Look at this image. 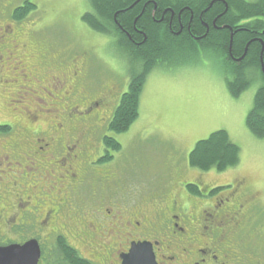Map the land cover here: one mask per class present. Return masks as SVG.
Returning a JSON list of instances; mask_svg holds the SVG:
<instances>
[{
  "label": "rangeland",
  "instance_id": "obj_1",
  "mask_svg": "<svg viewBox=\"0 0 264 264\" xmlns=\"http://www.w3.org/2000/svg\"><path fill=\"white\" fill-rule=\"evenodd\" d=\"M24 1L27 0H0V38L13 34L9 41L2 38L6 44L2 54L9 53L16 59L14 63L0 56V66L4 65L0 68V89L5 87V91L11 93L7 96L1 89L0 126H15L16 122L23 125L29 118L35 121L27 124L29 129H41L45 138L53 134L55 124L75 119L76 116L67 117L69 113L81 111L84 103L94 101L106 87L117 84L119 90L117 96L111 98L113 103L105 106L107 101H104L99 109L101 114L104 110L110 111V116L103 117L105 122L92 134V138H89L91 134L85 138L90 146L92 143L98 148L99 130L104 129L128 87L126 57L114 38L92 31L81 21L82 15L89 11L88 0H31L28 2L36 6L35 10L24 19L14 21L13 11ZM37 58L48 66L50 75H37L33 66ZM218 58L212 51L198 50L195 58L154 68L143 87L137 120L125 134L115 137L121 146L120 151L112 153L114 162L98 168L95 176L115 181L101 186V192L105 190L101 197L115 193L119 205L117 207L112 202V209L121 212L127 209L125 205L132 194L137 196L135 202H138L139 197L152 195L159 187L170 186L173 189L178 183V170L188 181L198 179L205 184H217V187L242 182L247 187L248 196L256 198L259 203L252 227L248 229L249 232L256 231L248 245L249 251L259 255L261 249L264 255V138L252 136L245 125L260 84L255 80L238 98H232L225 85L224 76L227 74H224ZM18 60L26 65L23 72L26 78L20 72ZM73 65L79 73L77 81H73ZM67 95L69 99L65 100ZM218 130L225 131L230 141L239 147V164L224 172L191 168L188 155L195 143ZM77 134L78 131L70 133V139L71 136L75 139ZM14 139L12 133L0 136V184L4 185L0 186V193L6 198L4 202L11 205V211H15L19 209L15 195L21 196L25 192L23 196H32L33 191L31 202H38L36 197H39L45 200L43 208H46L60 195L57 193L56 175L45 163L53 154L51 151L34 154V159L15 163L17 161L10 156L13 150L7 148ZM6 154H10V158L6 159ZM5 188L7 195L2 194ZM85 191V195L84 190L81 191L84 197L90 188ZM95 205L93 202L88 204L86 211L89 216L85 219L92 225L91 231H101L102 224L95 213L88 210ZM0 207H3L2 203ZM16 229L17 232L2 230L0 243L18 240L21 235L33 236L32 232H37L24 228L19 233ZM107 229L112 228L109 226ZM113 230L120 231L119 227ZM73 233L71 230L65 232L75 238ZM40 235L44 237L45 233ZM67 238L80 249V239ZM86 246L81 247L83 253Z\"/></svg>",
  "mask_w": 264,
  "mask_h": 264
},
{
  "label": "flooded vegetation",
  "instance_id": "obj_2",
  "mask_svg": "<svg viewBox=\"0 0 264 264\" xmlns=\"http://www.w3.org/2000/svg\"><path fill=\"white\" fill-rule=\"evenodd\" d=\"M12 36L5 34L0 38V42H3L0 45V56L16 63L11 54H2L5 41L12 39ZM17 64L26 78L27 75L23 73L26 65L21 60ZM33 66L37 75H50L48 66L38 58L33 61ZM72 68V75L75 76L73 81H77L79 73L75 65ZM117 89V84L106 87L95 98V102H86L81 111L68 114L67 117L76 116L75 119L55 124L53 134L45 138L42 137L41 129H29L27 124L35 123L32 119L26 118L23 125L18 122L15 126L7 125L15 139L7 146L13 152L11 155L6 154L5 158L11 156L17 161L15 163H20L22 159H34V154L51 151L53 155L45 163L49 171L56 175L57 193L60 195L43 208L45 200L36 197L39 201L33 204L31 197L35 192L32 191V196H23L24 192L21 196L15 195L19 209L11 211V205L4 202L6 198L0 193V203L3 205L0 207V232H17L16 228L19 233L24 228L37 231L36 234L32 232L33 236L21 235L18 240L7 241L1 246L21 245L36 240L40 247L39 264H49L59 240L87 264H122L123 257L135 252L133 246L137 244L150 249L155 264H264L261 249L259 255L249 251L248 245L253 241L256 231L249 232L248 229L252 227L253 215L259 203L256 198L248 196L247 187L242 182L217 187V184H205L198 179L188 181L178 170L177 186L173 189L170 186L159 187L152 195L139 197L138 202H135L137 196L132 194L125 205L127 209L122 212L112 209V202L117 207L119 205L115 193H110L106 198L101 197L105 195V190L101 192V186L115 182L108 180V177L101 179L95 176L98 168L107 166L105 164L110 161L114 162L111 150L102 143V137H113L105 130L110 119L103 126L104 129L99 130V142L96 137L97 145L100 144L98 148L93 147L95 145L92 143L90 146L85 138L87 134H91L89 138H92V134L105 122L103 117L108 114L110 116V111L104 110L101 114L99 109L104 101H107L105 106L113 103L111 98L117 96ZM5 92L11 96L4 87L2 93ZM64 99H69V96ZM73 131H78V134L75 139L73 136L70 139ZM89 188V194L84 197L85 189ZM5 190L7 188L2 194L7 195ZM90 202L96 204L88 210L95 213L96 219L102 224L101 231H91L92 225L85 219L89 216L86 208ZM109 226L112 229H107ZM117 227L119 232L113 230ZM67 230L73 231V236L81 240L80 249L70 243L67 236L71 240L76 239L65 234ZM41 232L45 233L44 237H41ZM85 244L86 253H83L81 247Z\"/></svg>",
  "mask_w": 264,
  "mask_h": 264
},
{
  "label": "trees",
  "instance_id": "obj_3",
  "mask_svg": "<svg viewBox=\"0 0 264 264\" xmlns=\"http://www.w3.org/2000/svg\"><path fill=\"white\" fill-rule=\"evenodd\" d=\"M28 1L13 11L14 21L35 10ZM88 4L81 21L114 38L128 67L127 90L105 127L113 137H102L111 153L121 149L115 137L125 134L138 118L148 74L161 65L195 58L198 50L219 56L232 98L258 80L245 125L252 136L264 138V0H88ZM9 131V126H0V135ZM239 162V147L222 130L196 142L188 155L189 166L204 172H224ZM76 255L59 240L49 264H87Z\"/></svg>",
  "mask_w": 264,
  "mask_h": 264
},
{
  "label": "water",
  "instance_id": "obj_4",
  "mask_svg": "<svg viewBox=\"0 0 264 264\" xmlns=\"http://www.w3.org/2000/svg\"><path fill=\"white\" fill-rule=\"evenodd\" d=\"M133 253L123 257L122 264H155L150 249L143 244L134 245ZM40 247L36 240L24 244L0 246V264H39Z\"/></svg>",
  "mask_w": 264,
  "mask_h": 264
},
{
  "label": "bare ground",
  "instance_id": "obj_5",
  "mask_svg": "<svg viewBox=\"0 0 264 264\" xmlns=\"http://www.w3.org/2000/svg\"><path fill=\"white\" fill-rule=\"evenodd\" d=\"M0 43H2V42H0ZM24 43V42H23ZM5 61V60H4ZM32 80V79H31ZM66 82H67V80H66ZM39 143V142H38ZM2 154V153H1ZM24 157V156H23ZM19 168V167H18ZM97 247V246H96ZM89 251V250H88ZM82 254V253H81Z\"/></svg>",
  "mask_w": 264,
  "mask_h": 264
}]
</instances>
